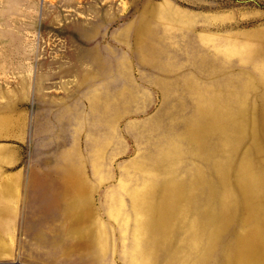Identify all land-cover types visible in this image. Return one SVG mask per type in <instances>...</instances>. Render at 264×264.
<instances>
[{
	"label": "rangeland",
	"instance_id": "obj_1",
	"mask_svg": "<svg viewBox=\"0 0 264 264\" xmlns=\"http://www.w3.org/2000/svg\"><path fill=\"white\" fill-rule=\"evenodd\" d=\"M0 157L82 189L0 264H264V0H0Z\"/></svg>",
	"mask_w": 264,
	"mask_h": 264
},
{
	"label": "crops",
	"instance_id": "obj_2",
	"mask_svg": "<svg viewBox=\"0 0 264 264\" xmlns=\"http://www.w3.org/2000/svg\"><path fill=\"white\" fill-rule=\"evenodd\" d=\"M5 163L0 157V168ZM21 175L19 171L13 179L0 180V261L16 251L22 255L31 250L27 245L37 243L39 235L65 234L64 224L56 228L50 221L65 219L66 209L70 213L71 204L81 201L82 189L77 182L21 180Z\"/></svg>",
	"mask_w": 264,
	"mask_h": 264
},
{
	"label": "water",
	"instance_id": "obj_3",
	"mask_svg": "<svg viewBox=\"0 0 264 264\" xmlns=\"http://www.w3.org/2000/svg\"><path fill=\"white\" fill-rule=\"evenodd\" d=\"M239 1V0H238Z\"/></svg>",
	"mask_w": 264,
	"mask_h": 264
}]
</instances>
